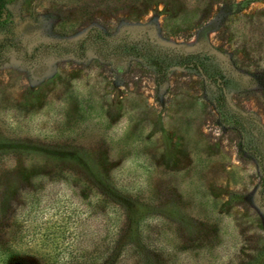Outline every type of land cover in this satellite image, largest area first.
I'll list each match as a JSON object with an SVG mask.
<instances>
[{
	"label": "rangeland",
	"instance_id": "obj_1",
	"mask_svg": "<svg viewBox=\"0 0 264 264\" xmlns=\"http://www.w3.org/2000/svg\"><path fill=\"white\" fill-rule=\"evenodd\" d=\"M54 162L173 203L177 264H264V0H0V223Z\"/></svg>",
	"mask_w": 264,
	"mask_h": 264
},
{
	"label": "trees",
	"instance_id": "obj_2",
	"mask_svg": "<svg viewBox=\"0 0 264 264\" xmlns=\"http://www.w3.org/2000/svg\"><path fill=\"white\" fill-rule=\"evenodd\" d=\"M47 166V173L38 179L40 189L30 190L19 222L0 223V264H26L29 259L35 264H177L172 258L176 247L172 239L173 244L166 243L169 232L162 229L164 218L174 215L173 203L164 206L167 213L161 212L147 205L148 199L138 189H128L93 165L87 166L97 182L86 181L78 166L63 162ZM59 173L62 178L73 176L79 187L88 191L92 201L84 202L87 209L79 205L81 194L73 193L76 199L72 202L70 195L59 191V179L54 180V174ZM151 216L158 218L159 227L146 226ZM84 220H89L92 228H86L87 223L81 226ZM10 226L8 238L5 234ZM160 238L165 242L158 241Z\"/></svg>",
	"mask_w": 264,
	"mask_h": 264
}]
</instances>
